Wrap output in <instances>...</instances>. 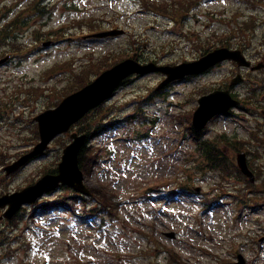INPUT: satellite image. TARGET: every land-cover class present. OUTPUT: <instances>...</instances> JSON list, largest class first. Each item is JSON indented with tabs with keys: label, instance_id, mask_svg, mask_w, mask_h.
Here are the masks:
<instances>
[{
	"label": "rangeland",
	"instance_id": "obj_1",
	"mask_svg": "<svg viewBox=\"0 0 264 264\" xmlns=\"http://www.w3.org/2000/svg\"><path fill=\"white\" fill-rule=\"evenodd\" d=\"M30 1L0 0V24L6 21L3 15L9 6L20 3L11 12L21 13ZM149 1L46 0L48 7H53V16H33L27 22L28 30L20 40L22 50L0 47V60L4 55L16 56L0 67V171L36 144L37 115L115 60L133 58L142 64L173 66L227 42L230 48H243L253 62H264V0H199L200 6L178 18L174 7L186 6V0ZM60 28L64 32L59 33ZM112 29L127 33L116 38H83ZM51 32L50 40L57 42L54 46L44 48L42 42L35 41V33L47 39ZM30 52L33 55L25 59ZM238 70L235 64L224 63L204 76L173 82L164 94L155 93L165 78L160 73L135 77L119 89L103 110L90 113L83 125L95 117L101 125H115L92 140L102 150L103 160L86 176V184L114 194L121 218L112 220L108 212L89 213L103 207L93 196L87 202L79 197L73 208L77 195L61 188L38 206L27 207L25 219L11 235H20L13 244L20 243L22 251L1 264H171L167 248L176 250L186 264H234L240 253L251 264H264V245L259 242L264 237V207H255L256 195L242 179L196 169L193 162L196 159L202 164L201 156L186 131L187 114L194 111L200 92L228 86V79ZM251 77L262 82L264 70ZM234 91L240 96L252 94L248 85ZM256 93L264 96V84ZM260 124L264 125L260 115L237 110L214 121L205 139L220 140V135L226 134L231 137L230 148L240 138L251 144V132ZM68 143V135L55 140L47 155L18 175L0 180V195L26 187L43 172L56 169ZM252 146L262 154V161L254 162L264 173V146ZM229 147L225 151L233 158ZM190 174L199 184H189L203 188V196L185 192L177 200L167 201L169 192L179 188L170 181L185 182ZM154 183L158 192L143 197L141 190ZM164 195L166 198H161ZM241 195L250 200L241 204ZM207 199L218 203L209 211L205 209ZM45 202H62L63 207L45 211L40 208ZM34 208L38 210L33 212ZM1 229L7 230L0 222ZM167 232H174L176 238L167 237Z\"/></svg>",
	"mask_w": 264,
	"mask_h": 264
},
{
	"label": "water",
	"instance_id": "obj_2",
	"mask_svg": "<svg viewBox=\"0 0 264 264\" xmlns=\"http://www.w3.org/2000/svg\"><path fill=\"white\" fill-rule=\"evenodd\" d=\"M123 33V31H113L98 34L96 37L117 36ZM226 59H233L240 66L250 65L241 52L228 49L214 51L197 62L183 64L174 68H157L154 65L141 66L133 60H127L117 65L81 91L65 98L56 109L48 110L38 116L36 121L39 123L41 143L36 146L32 153L13 165V168L9 169V171L19 169L31 158L44 153L48 149L49 144L58 135L68 132L89 111L109 99L120 84L131 75L146 74L151 71L163 72L168 75V79L161 85V87H164L168 83L187 75L202 73ZM255 69H259V67ZM240 81V76H238V78L233 80V84H237ZM199 103L200 106L195 112L193 119L194 127L199 130L203 129L216 115L226 113L238 105V102L231 97L228 91L214 92L201 98ZM71 138L74 139V142L65 149L63 162L60 164L57 176L47 175L35 186L0 199V208H5L7 205L10 206L6 214L8 218H11L24 204L34 203L44 193L58 188L61 184L73 187L75 190L85 194L90 193L84 185V176L79 167V153L85 144L86 136L73 134ZM238 163L242 172L253 178L248 169L245 154L239 155Z\"/></svg>",
	"mask_w": 264,
	"mask_h": 264
},
{
	"label": "trees",
	"instance_id": "obj_3",
	"mask_svg": "<svg viewBox=\"0 0 264 264\" xmlns=\"http://www.w3.org/2000/svg\"><path fill=\"white\" fill-rule=\"evenodd\" d=\"M146 2H150L149 0H145ZM37 4V3H35ZM37 8V7H36ZM176 12H174V17L178 18V17H184L186 15L187 12H189V7L187 6H183L180 9H177L176 7H174ZM0 33L4 34L5 36H8L11 34V31L9 30V28H4L3 30L0 31ZM1 37V36H0ZM88 80H85V82H81V86H84L88 83ZM84 132H89L90 130L83 129ZM206 146V145H205ZM207 147V146H206ZM98 156L95 154V152L93 151V148H90L88 150L85 151V153L83 154V156L81 157L80 161H81V166L83 168V171L86 174H89L90 171L93 169L94 165L98 164ZM104 204L106 208H113V203L112 201L109 200H104Z\"/></svg>",
	"mask_w": 264,
	"mask_h": 264
}]
</instances>
